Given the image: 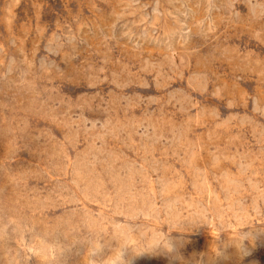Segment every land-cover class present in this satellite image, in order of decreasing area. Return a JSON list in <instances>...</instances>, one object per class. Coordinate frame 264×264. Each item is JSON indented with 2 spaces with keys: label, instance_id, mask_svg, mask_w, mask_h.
I'll return each mask as SVG.
<instances>
[{
  "label": "rangeland",
  "instance_id": "1",
  "mask_svg": "<svg viewBox=\"0 0 264 264\" xmlns=\"http://www.w3.org/2000/svg\"><path fill=\"white\" fill-rule=\"evenodd\" d=\"M229 3L0 0V211L50 264L121 231L135 264H264V29Z\"/></svg>",
  "mask_w": 264,
  "mask_h": 264
},
{
  "label": "clouds",
  "instance_id": "2",
  "mask_svg": "<svg viewBox=\"0 0 264 264\" xmlns=\"http://www.w3.org/2000/svg\"><path fill=\"white\" fill-rule=\"evenodd\" d=\"M238 4H243L247 12L237 10L235 6ZM228 7L238 22L264 29V0H230ZM118 234L119 239L101 234L86 240L83 254L88 257L87 264H135V257L144 252H138L129 242L128 233L121 231ZM35 235L33 225L23 217L12 211H0V261L3 264H50L53 258L40 249ZM243 247L247 251L246 243ZM159 248L172 252L176 241L170 237L168 246Z\"/></svg>",
  "mask_w": 264,
  "mask_h": 264
}]
</instances>
